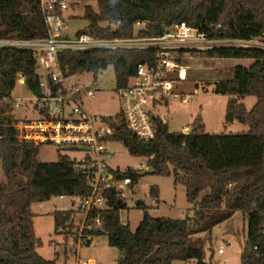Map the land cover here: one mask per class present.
I'll use <instances>...</instances> for the list:
<instances>
[{
  "label": "trees",
  "instance_id": "16d2710c",
  "mask_svg": "<svg viewBox=\"0 0 264 264\" xmlns=\"http://www.w3.org/2000/svg\"><path fill=\"white\" fill-rule=\"evenodd\" d=\"M97 11L84 9L90 32L101 38L131 40L158 38L174 25L186 22L200 28L210 39H261L264 42V0H97ZM139 22L144 29L136 30ZM114 26V29L112 28ZM47 37L39 0H0V38L36 39ZM185 52V51H184ZM156 51L138 49L66 52L60 63L67 76L94 73L113 66L116 87L127 85L138 64L152 63ZM205 59L251 60L249 67L237 66L233 78L215 84L214 93L229 96L225 121L247 125L243 133H206L201 115L189 132L172 133L167 125L150 142L132 136L121 114L117 115L112 139L124 145L135 157L147 159L151 174L129 168L112 171L115 178L130 177L132 189L144 175L174 177L175 185L186 190L192 205L185 218L154 217L150 207L137 201L143 218L135 231L121 222L128 201L111 190L109 210L99 215L110 247L120 251L117 264H214L205 261L204 242L197 235L211 233L242 212L248 232L241 264H264V49L256 47H216L191 51ZM26 78L28 91L41 95L40 79L32 53L0 50V264H57L40 256L42 245L36 236L32 204L67 195L86 197L91 193L86 178L77 171L65 153L55 162L37 159L38 147L17 139L12 118L6 115L16 87V76ZM96 78V76H95ZM253 96L257 102L248 110L241 100ZM150 196L159 200V188ZM73 212H54L55 234L70 228Z\"/></svg>",
  "mask_w": 264,
  "mask_h": 264
},
{
  "label": "built area",
  "instance_id": "2783aa9c",
  "mask_svg": "<svg viewBox=\"0 0 264 264\" xmlns=\"http://www.w3.org/2000/svg\"><path fill=\"white\" fill-rule=\"evenodd\" d=\"M47 37L36 39L0 38V50H22L32 53L39 74L41 95L30 99L36 118L19 119L14 124L17 139L35 147L56 146L67 154L88 183L91 193L86 196L56 197L67 206L57 207L56 212H73L70 228L61 229L58 235L67 236L73 243L72 253L80 248L93 246L103 230L101 218L94 212L109 210L107 193L116 191L127 199L133 193L130 177L115 178L110 160L115 154L112 137L115 135L117 115L121 114L127 131L140 141L155 139L158 125H166L157 107H167L174 100L189 103L193 94L179 90L178 84L187 75L188 68L181 63L192 50H211L214 47H251L255 41L210 39L198 27L186 22L167 29L162 37L118 40L101 38L90 32L72 36L62 34L66 26L64 13L70 8L68 0H39ZM146 22H139L136 30L144 29ZM114 29V26L112 27ZM225 42L226 45H215ZM240 44V45H239ZM138 49L156 51L152 63L138 64L127 85L116 87L121 110L114 116L92 114L87 105L95 97L96 90L72 77L61 66L60 55L66 52L84 53L92 50ZM264 49V48H263ZM185 51V52H184ZM16 83L25 86L26 78L18 73ZM1 81V77H0ZM9 101V102H7ZM18 108L23 99L11 97L1 103ZM135 171L145 172V163ZM126 172V171H120ZM264 232V231H263ZM61 236V237H62ZM225 253L224 244L217 249L218 255ZM75 264H96L79 260Z\"/></svg>",
  "mask_w": 264,
  "mask_h": 264
},
{
  "label": "rangeland",
  "instance_id": "374dc122",
  "mask_svg": "<svg viewBox=\"0 0 264 264\" xmlns=\"http://www.w3.org/2000/svg\"><path fill=\"white\" fill-rule=\"evenodd\" d=\"M70 8L66 12V16H72L67 19L66 26L62 31L63 35L72 36L77 31L86 28L88 21L83 18L84 9L86 6H91L97 11V0H68ZM254 44L249 46L256 48H264L263 40L254 39ZM226 45L225 42L213 44ZM240 45V44H239ZM215 48V47H214ZM201 51V50H197ZM181 63L187 66L188 72L183 81L178 84L179 90L186 94H193L197 88L200 92L194 95L193 100L189 103H182L174 100L167 107H157L162 115V121L168 123V130L171 132H180L184 128L190 126L198 115H201L208 133H220L224 131L226 104L228 96L218 95L214 93L215 84L221 81L233 78L234 70L237 66L249 67L253 61L239 59H205L199 55L190 54L188 57H182ZM39 74L43 73L38 70ZM96 76V78H95ZM71 81H79L96 90L95 97L87 105L89 112L102 116H114L121 110V103L116 91V75L113 66H109L105 70L94 73H84L83 75L71 76ZM199 84V85H197ZM198 86V87H197ZM13 97L23 99L22 105L18 108L11 106L10 115L13 126L19 119L36 118L37 114L32 110V104L29 102L32 98L31 93L26 87L20 83H16ZM255 100L251 98L247 100V105ZM2 105V104H0ZM228 132L239 133L242 127L239 122L228 126ZM188 127L186 132L191 131ZM115 154L110 160V164L119 167L121 170L133 167L138 168L142 164H147V159L142 157L132 156L121 143L113 145ZM59 149L56 146H40L38 147L37 159L41 162H55L58 158ZM66 153V151H64ZM148 165V164H147ZM1 167V164H0ZM146 172V171H145ZM5 182V177L2 174L0 184ZM152 186H157L160 190V205L151 210L154 217H165L171 219H180L186 216L190 207L186 197L185 188L177 184L175 185L174 177H163L159 175H144L136 185V194L128 195V208L121 212V221L131 226L135 230L138 222L141 220L142 210L135 207L137 201H143L145 204L153 205L154 201L149 198V191ZM69 201L61 202L54 198L46 204L44 210H39L37 205L31 207V211L36 214L35 223L37 235L42 241L41 251L44 255L52 253L54 246L52 242L64 239L61 246H68L69 238L54 233V221L52 211L58 206L67 204ZM37 213H41L38 215ZM248 232L247 217L242 212H236L228 221L215 227L212 232L200 234L196 236L204 242L205 261L209 262L213 256L214 264H241V255L244 249L246 235ZM98 245L94 251L90 252L91 257L100 256L103 262L109 261L117 263V256L120 251L110 247L107 244V236L102 235L97 238ZM71 241V240H70ZM224 244V255H218L217 249ZM105 245V247H103ZM86 253V251H85ZM82 254V253H81ZM86 257L82 254L81 257ZM192 263V262H191ZM173 264H185L184 261H175Z\"/></svg>",
  "mask_w": 264,
  "mask_h": 264
},
{
  "label": "crops",
  "instance_id": "0c3cea01",
  "mask_svg": "<svg viewBox=\"0 0 264 264\" xmlns=\"http://www.w3.org/2000/svg\"><path fill=\"white\" fill-rule=\"evenodd\" d=\"M68 11V10H67ZM66 11V12H67ZM66 12L64 13V16H65V18H66V23H67V19L69 20L72 16H66ZM88 25H89V23H88ZM88 27V26H87ZM84 29V28H83ZM263 49V48H262ZM197 85H199V84H197ZM24 87H26L27 88V86H26V84H25V86ZM198 87V86H197ZM16 89V88H15ZM15 89H14V91H15ZM28 90V89H27ZM14 91H13V93H14ZM200 91H198L197 93H199ZM13 93H12V97H13ZM196 93V94H197ZM32 95V94H31ZM218 95H221V94H218ZM227 96V95H226ZM229 96H228V100H229ZM251 98H255V100H252L251 102H250V105L248 106L247 105V100L248 99H250L251 100ZM241 102L242 103H244L245 104V106H246V108L248 109V110H251L253 107H254V105L256 104V102H257V98L256 97H253V96H249V97H245V98H243L242 100H241ZM227 104H228V101H227ZM227 104H226V109H227ZM91 113V112H90ZM92 114H94V113H92ZM97 115H99V114H97ZM225 117H226V115H225ZM204 122V121H203ZM236 122V121H235ZM235 122H233V123H229V125L228 126H230V125H232V124H234ZM227 123H226V121H225V125H224V131H222V132H220V133H232V132H228V128L229 127H227V125H226ZM241 124V123H240ZM167 126H168V123L166 124ZM204 125H205V131H206V133H208V131H207V129H206V124L204 123ZM241 128H240V132L239 133H243V132H247L248 130H249V127L247 126V125H244V124H241ZM189 127V126H188ZM188 127H186V128H184L182 131H186V129L188 128ZM182 131H180V132H182ZM171 132V131H170ZM179 132V131H178ZM178 132H172V133H178ZM210 134H217V133H210ZM57 161V160H56ZM110 166H111V170L112 171H127L129 168H133V167H128V168H126V169H124V170H121L119 167H115V165H113V164H110ZM135 187L136 186H134V188H133V193L132 194H136V190H135ZM152 187H154V186H152ZM155 187H157V186H155ZM151 189V188H150ZM56 198V197H55ZM149 198L151 199V200H153L154 201V203H153V205L151 206V205H148V204H146L147 206H149L151 209H150V214H151V210L153 209V208H157V207H159V205H160V202H161V199H160V190H159V200H157V199H155V198H152L151 196H150V191H149ZM54 199V198H53ZM52 200V199H51ZM50 200V201H51ZM50 201H47V202H42V203H34V204H32V206L33 205H37V207L39 208V210H44L45 209V206H46V204H48V202H50ZM64 203V202H63ZM68 205V203L67 204H65V205H62V206H67ZM62 206H58V207H62ZM57 208V207H56ZM56 208L55 209H53V211H52V216H53V213L54 212H56ZM191 208H192V205L190 204V207L188 208V210H191ZM33 213V212H32ZM34 214V219H33V221H34V228H35V233H36V236L39 238V236L37 235V230H36V223H35V216H36V214L35 213H33ZM38 215H41V213H37ZM152 215V214H151ZM187 215V214H186ZM153 216V215H152ZM186 217V216H185ZM185 217H183V218H185ZM142 218H143V216H142ZM142 218H141V220L138 222V224H137V227L139 226V224H140V222L142 221ZM53 221H54V217H53ZM122 222V221H121ZM122 224H124V225H129V223L128 224H126V223H124V222H122ZM130 226V225H129ZM137 227L135 228V230L137 229ZM130 228H131V226H130ZM132 230V229H131ZM135 230H132V231H135ZM54 233H55V223H54ZM59 236V235H58ZM60 238H61V236H59ZM98 239H96L95 240V242H94V244H93V246H91V247H84V248H80L78 251H77V254L76 253H72L71 252V248L73 247V243H72V241H70V239L68 240V243H67V247L66 246H61V244L64 242V239H60V241H54V242H52V244H53V246H54V249H53V251H52V253H50L49 255H44L43 253H42V251H41V246L40 247H37L36 248V251H37V253L40 255V256H42L43 258H45L46 260H50V261H56L57 262V264H75L77 261H79V260H84V261H89V262H94V263H96V264H117V263H115V261L112 263V262H109V261H106V260H104L105 262H103V260L100 258V256H97V257H91L90 256V252H88V251H91V250H95L96 248H99V247H97V245H98V241H97ZM107 244H108V238H107ZM103 247H105V245H103ZM85 251H86V253H85ZM83 255H85L86 257H88V258H85L84 256L83 257H81L82 256V254ZM225 254V253H224ZM223 254V255H224ZM119 257H120V254H118V256H117V261H118V259H119ZM192 262V263H191ZM194 262L195 261H190L189 262V264H194ZM185 264H188V263H186V262H184Z\"/></svg>",
  "mask_w": 264,
  "mask_h": 264
},
{
  "label": "water",
  "instance_id": "95a60500",
  "mask_svg": "<svg viewBox=\"0 0 264 264\" xmlns=\"http://www.w3.org/2000/svg\"><path fill=\"white\" fill-rule=\"evenodd\" d=\"M162 130H163L162 126L161 125H158V127H157L158 133L161 132ZM153 172H154V170L152 168H149L145 173L146 174H151Z\"/></svg>",
  "mask_w": 264,
  "mask_h": 264
}]
</instances>
